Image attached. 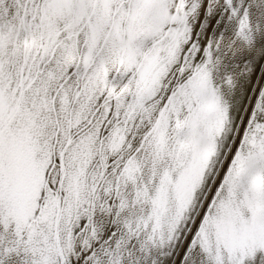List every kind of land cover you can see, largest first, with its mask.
Listing matches in <instances>:
<instances>
[{"label": "snow or ice", "instance_id": "6c2138e0", "mask_svg": "<svg viewBox=\"0 0 264 264\" xmlns=\"http://www.w3.org/2000/svg\"><path fill=\"white\" fill-rule=\"evenodd\" d=\"M0 264H264V0H0Z\"/></svg>", "mask_w": 264, "mask_h": 264}]
</instances>
